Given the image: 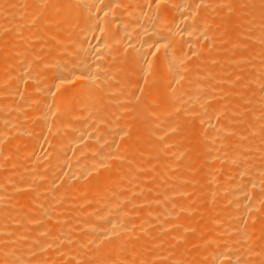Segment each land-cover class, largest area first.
Segmentation results:
<instances>
[{
	"label": "bare ground",
	"instance_id": "1",
	"mask_svg": "<svg viewBox=\"0 0 264 264\" xmlns=\"http://www.w3.org/2000/svg\"><path fill=\"white\" fill-rule=\"evenodd\" d=\"M11 1H0V10L11 7ZM25 1L21 10L29 9L20 15L28 12L33 29L27 23L31 30L23 31L27 28L17 15L21 22L12 26L20 35L0 39V48L14 49L11 62H0V140H10L0 144V264H48L50 248L54 252L58 247L60 260L73 258L79 264H263L264 132L258 134L264 129V3L251 0L255 6L243 12L250 29L263 32L261 37L255 31L254 38L248 35L252 40L258 36L251 46L236 43L232 36L219 43L223 37L218 34L229 32L221 24L229 16L232 21L240 8L235 4L232 15L227 16V9L226 20L219 16L223 23L213 24L214 9L227 0ZM248 1L240 0L247 10L253 6ZM220 8L219 14L224 11ZM12 14L16 17L15 10ZM49 39L55 45L50 50L45 43ZM233 57L236 71L256 59L240 81L229 68ZM226 61H232L230 66ZM231 76L239 82L231 83ZM252 82L255 91L244 98L250 104L241 106L243 89ZM180 112L191 125L199 121L193 130L200 136L192 149L197 155L193 146L183 149L195 144L184 143L191 129L175 117ZM172 113L176 119L170 120ZM136 117L147 122L137 125ZM168 130H177V137ZM247 137L250 143L243 142ZM42 139L49 140L46 151L39 144ZM13 143L18 145L14 154ZM171 146L181 149L173 150V160ZM186 150L195 162L188 158L191 164L183 163L185 171L178 175ZM163 155L172 157L158 166ZM200 158L210 162L201 166ZM154 165L158 169L153 173ZM147 169L152 192H162L166 200L156 195L147 199L152 194L146 195L149 188H144ZM138 171L144 182L140 177L138 182ZM201 174L204 181L222 183L201 196ZM18 187L23 192L14 196ZM30 193L39 196L33 203L32 197L27 201ZM217 197L219 207L213 205ZM226 202L233 203L227 210ZM193 212L198 215L192 217ZM48 218L53 220L48 223ZM157 223L160 229L175 224L169 233L146 238ZM44 228L48 238L31 242L40 233L42 240ZM196 228L193 244L205 246L202 252L185 241ZM32 245L39 255L29 254Z\"/></svg>",
	"mask_w": 264,
	"mask_h": 264
},
{
	"label": "rangeland",
	"instance_id": "2",
	"mask_svg": "<svg viewBox=\"0 0 264 264\" xmlns=\"http://www.w3.org/2000/svg\"><path fill=\"white\" fill-rule=\"evenodd\" d=\"M0 1H1L2 4H5L8 0H0ZM9 1H10V0H9ZM23 1H24V0H22V2H21L20 0H12V1H11V3H12L11 7L7 8V9H1V10H0V13L2 12V13L0 14V17H2V18H0V25L2 26V28H1V26H0V31H1V32H0V39H5V38L9 37L10 35L13 37V34H14V33H15L16 36H19V35H20V34H18V33H19V32L21 33V31L18 30V31H19V32H18V31L16 30V32H15L16 21H19L18 18H20V17L22 18V16H21L22 14L20 15V13H24L26 10H28V9H29V6H30V5H28V4L31 3V0H27L29 3L25 1V3L28 5V7H26V10H25V6L22 4V5L24 6V8H23L24 12H23V11L21 10V7H22V6H21V3H23ZM227 1H228V0H227ZM227 1H224V2L226 3ZM234 1H235V2H234ZM237 1H238V0H233V5H232V4L229 5V1L226 3V5H225V3H219V5H217L218 7H217L216 9H214V13H213V17H212V19H215V20H213L214 22L211 21V23L213 22V24H216V23H223V22H224V23L221 24V25H224V24L226 23L225 25L227 26V28H228V30H229V32H228L227 29H226L225 31H227V32L223 31V33H222V32L219 33L218 35H219V36H222L223 39H219V40H221V41H219V40L217 39V41H219V43L222 42V44H223L224 41H225L224 43H226V40H227L229 37L231 38V36H232V38H234V39L231 38V40H236V41H235L236 43H238L237 40H238L239 42H241V44L246 43V44L251 45V44H250L251 41H253V42L256 41V42L258 43V41H257V37H258V36L255 38L256 40H255V39H254V40L251 39V38L253 37L254 31H255L254 36H256V34L259 33V35H260L259 37L263 36V35H262L263 32H262V31L257 32L258 30H257V29H254V28L250 29V28H251L250 26H251L252 24H251V23H250V24L247 23V21H244L243 18H242L243 16H246L245 14H243V12L246 13L247 11L251 10V9L255 6V5H253L254 2H253V3H250V2H252V1H254V0H252V1H251V0L248 1V4H249V5H253V6H250V9H248V10H247V8H248L249 6L246 5V2H244V3L241 2V3H242V5H241L240 0L238 1V3H240V4H238ZM257 1H258V0H257ZM221 2H222V1H221ZM231 2H232V1H231ZM231 2H230V3H231ZM255 2H256V1H255ZM259 2L263 4V3H264V0H261V1L259 0ZM259 2H258V3H259ZM25 3H24V4H25ZM260 3H259V4H260ZM19 4H20V5H19ZM227 4H228V6H229L228 8H227ZM235 4H236L238 7H240L241 9H240V8H239V9H236V10H235L236 12L233 13V10H234L235 8H238ZM254 4H255V3H254ZM262 4H261V5H262ZM17 5H19V6H17ZM27 5H26V6H27ZM220 5L223 7L222 9L224 10L223 12L220 11L221 14H219V12H218L219 10H221V8H220L221 6H220ZM231 5H232V6H231ZM234 5H235V7H234ZM244 5H245V6H244ZM257 5H258V4H257ZM20 6H21V7H20ZM230 6H231V7H230ZM242 6H243V7H242ZM247 6H248V7H247ZM232 7H233V8H232ZM245 7H246V10L244 11ZM11 8H12V9H11ZM27 8H28V9H27ZM225 8H226V9H225ZM231 8H232V9H231ZM242 8H243V9H242ZM19 9H20L21 11H20ZM227 9H228V10H227ZM14 10L16 11V14H15L16 17H15V16H12V15H13L12 13H13ZM217 10H218V11H217ZM225 10H227L226 13H228V11H229V13H228L227 16L232 15L231 12L233 13V15L231 16L232 21L230 20V16H229V18L227 19V21H223V22L220 21V19L222 20V18H223L224 20H226L225 17L227 18V16L224 14V13H225ZM241 10H242V12H241ZM7 11H9V12H7ZM215 12H216V13H215ZM238 12H239V13H238ZM240 12H241V14H240ZM4 13H5L6 15H5ZM10 13H11V14H10ZM217 13H218V14H217ZM8 14H9V15H8ZM17 15H19L20 17L17 16ZM214 15H215V16H214ZM4 16H5V17H4ZM27 16H28V12H26L25 15L23 16L25 19L22 18V19H23L22 22L25 23L24 26H22V27H23L24 29L27 28V30H23V31H26V32L28 31V32H30V30L33 29V27H34V23H33V22H32V23H31V22H28V21L26 20V17H27ZM219 16L222 17V18H220ZM236 16H237V17H236ZM3 17L6 18V19H4ZM217 17H218V18H217ZM232 17H233V18H232ZM234 17H235V18H234ZM219 18H220V19H219ZM17 19H18V20H17ZM3 20H4V21H3ZM20 20H21V19H20ZM218 20H219V22H218ZM234 20H235V21H234ZM262 20H263V19H262ZM242 21H243V22H242ZM4 22H5V23H4ZM8 22H9V23H8ZM19 22H21V21H19ZM240 22H241V24H240ZM255 22H256V20H255ZM255 22H253L254 25L256 24ZM27 23H28V24H29V23L31 24V29H30V30H29V28H30L29 26H30V25H28ZM233 23H235V24H233ZM243 23H244V25H243ZM32 24H33V25H32ZM12 25H14L15 28H14ZM22 25H23V24H22ZM241 25H242V26H241ZM27 26H28V27H27ZM32 26H33V27H32ZM228 26H229V27H228ZM11 27H12V29H11ZM234 27H235V28H234ZM252 27H253V26H252ZM8 28H9V29H8ZM229 28L231 29V32H230V29H229ZM239 28H240L241 30H240ZM232 29H234V30H232ZM247 29H248V31H247ZM253 29H254V30H253ZM256 30H257V31H256ZM4 31H5V33H4ZM234 31H235V32H234ZM251 31H252L253 33H251ZM2 32H3V33H2ZM229 33H230V34H229ZM239 33H240V34H239ZM241 33H244L245 35H246V34H247V35L244 36V35H242ZM260 33H261V34H260ZM6 34H7V36L5 37ZM222 34H223V35L225 34V35L223 36ZM228 34H229V35H228ZM235 34H236V35H235ZM238 34L240 35V37L242 36V38H240ZM250 34H251V36H250ZM15 35H14V36H15ZM34 35H36V34H34ZM218 35H217V36H218ZM248 35H249L251 38H250ZM1 36H3V37L1 38ZM11 36H10V37H11ZM219 36H218V37H219ZM236 36H237L238 38H237ZM243 36H244L245 38H244ZM33 37H34V36H33ZM218 37H216V38H218ZM225 38H226V39H225ZM235 38H237V39H235ZM246 38H247V39H246ZM253 38H254V37H253ZM50 39H51V38H50ZM50 39H49V41L47 40L48 42H47V41L45 42V43H47V45H49V46H48V50H50L49 47L52 49V48L55 46V45L53 44L52 40H50ZM224 39H225V40H224ZM239 39L242 40V41H240ZM231 40L229 39L227 42H229V41H231ZM244 40H245V41H244ZM1 42H2V41H0V46L2 45ZM231 42L233 43L234 41H231ZM231 42L229 43L230 45H232ZM253 42H252V43H253ZM256 42H255V43H256ZM48 43H49V44H48ZM51 43H52V44H51ZM255 43H254L255 46H254V45H253V46H254V47H257V45H256L257 43H256V44H255ZM50 44H51V45H50ZM239 44H240V43H239ZM47 45H46V47H44V49L47 48ZM200 46L203 47V48H205V47H207V44L204 43V45H203V44L201 43ZM243 46H244V45H243ZM251 46H252V45H251ZM3 47H4V46H2V48H3ZM2 48H0V55H1V56H0V60H1L0 62H2V58H3L5 61H9V62H11V57H12V55H13V53H14V49H13V48H6V46H5V48H3V49H2ZM9 49H10V50H9ZM243 49H245V46H244ZM4 50H5L6 52H4ZM7 50H9L8 53H9V52L11 53V54L9 53L10 55L7 53ZM45 50H46V49H45ZM1 52H2L3 54H1ZM5 53H6V55H5ZM5 56H7V57H5ZM192 58H196V57L194 56V57H192ZM190 59H191V58H190ZM231 59H233L234 63H232V61H226V62H227L226 65L230 66V64H228V63H232V64H234L233 66L231 65V66L229 67V68L231 69V71L233 72V74H234V75H233V74H231V75H233V76H236V75H237L236 77H237V78L239 77V81H240V79H241V80L243 79V77L247 74V72H249V70H250V68H251V64H252V62H254V63L256 62V59H255V60L253 59L254 61L252 60L251 62H249V65H247L246 68L243 69L244 71H243V70H239V71L237 70V71H236V70H234V69H236L234 66H236V64H237V62H238L237 57H233V58H231ZM231 59H229V60H231ZM234 59H236V60H234ZM4 60H3V63H4ZM192 60H193V59H192ZM192 60H191V61H192ZM127 61H128V60H127ZM191 61H190V62H191ZM235 61H236V63H235ZM226 62H225V63H226ZM126 63H127V62H126ZM1 64H2V63H0V65H1ZM232 72H231V73H232ZM40 73H41V74H40ZM40 73L38 74V75H39V78H40V77H44V75H45L46 72L43 70V72H40ZM128 74H129V73H128ZM128 74H127V77L130 76V75H128ZM241 74H242V76H241ZM233 78H234V77H233ZM233 78H232V76H231V83H232V81H234L233 84L235 85V83H237L238 80H236V78H234V79H233ZM235 80H236V81H235ZM239 81H238V82H239ZM233 84H232V86H233ZM252 84H253V82H252L251 84H248V86H247V85L245 86L246 89H245V88L243 89V92H244V93H243V98L240 99L239 101L243 100V102H245V99H244V98L248 99V98H249V95L253 93L252 91L256 88V87H255L256 85L253 87L254 84H253V85H252ZM230 85H231V84H230ZM230 85H229V86H230ZM249 85H250V86H249ZM234 87H235V86H234ZM234 87H233V88H234ZM251 87L254 88L252 91H251V89H252ZM141 88H142V89H141ZM230 88H231V86H230ZM248 88H249V90H248ZM250 88H251V89H250ZM140 89L143 90V85L140 87ZM245 91H246V92H245ZM247 91H248V92H247ZM254 91H255V90H254ZM249 92H250V94H249ZM247 93H248V94H247ZM247 96H248V98H247ZM247 102H248V103H247ZM231 103H232V101H231ZM234 103H236V102H233V104H230V105H229L230 108L227 107L228 105H227V106L225 105L224 107L231 109V108H233L232 106H235V105H236V104H234ZM240 103H242V102H240ZM240 103H239V104H240ZM226 104H227V103H226ZM239 104L237 103V105H239ZM244 104H248V105H249V104H250V101L246 100L245 103H242V104H240V105H241V106H242V105L244 106ZM245 106H247V105H245ZM11 111H12V110H11ZM127 112H129V111L127 110ZM173 114H174V113L170 114V117H169L170 120L173 119V117H174ZM175 114H176L175 117H176L177 119H179V117H182V118H183L182 123L184 124V127H187L188 130L191 129V131L189 130L190 133L188 132L189 134L187 133V134L185 135V138L182 137V138L185 139V140H184V143H185V142H188V141H189V143H192V141H194V144H195V145H193V144L191 145V144H190V146H189V145L186 146L187 148H185V147L183 148L184 145H183V146H180V145H179V146L182 147L184 150H185V149H188V148L191 147V146H193V147L190 148L191 151H192V149H195L194 146L196 147V144L199 143V141H200V136H199L198 134H194V133H193V130H196V129L198 128L199 121H198L197 119H195V120H194V123L191 125V124H190V123H191L190 119H186V118H184L183 116H181V115H182L181 112L179 113V115H177L178 113H175ZM175 114H174V115H175ZM114 115H115V117H116V116L118 115V112H117V114L115 113ZM118 116H119V115H118ZM171 116H172V118H171ZM17 117H18V116H17ZM175 117H174V119H176ZM14 118H15V116H14ZM120 118H121V115L118 117V119H120ZM146 118H147V117H146ZM134 119H136L135 122H136V121L138 122L137 125H143L145 122H147V119H145V117H136V118H134ZM134 119H131V120H130V121H132L131 124H132L133 126L136 125V123L134 122ZM144 120H145V121H144ZM184 120H186V122H185ZM191 120H192V119H191ZM130 121H129V123H130ZM184 122H185V123H184ZM192 122H193V121H192ZM134 123H135V125H134ZM142 123H143V124H142ZM188 123H189V124H188ZM187 124H188V125H187ZM33 126L35 127V125H33ZM36 126H37V125H36ZM4 128H5V127H4ZM261 128H264V124H263V126H262ZM1 129L3 130V128H1ZM1 129H0V130H1ZM34 129L36 130L37 127H35ZM34 129H33V130H34ZM263 130H264V129H263ZM263 130H261L262 132H259L258 135H261V134L264 132ZM168 131H170V130H168ZM168 131H166L165 133H167ZM171 131H174V134H173ZM171 131L168 132V134L170 135V134L172 133V134H173L172 137H177V135H178V131H177V130H171ZM176 131H177V132H176ZM34 132H35V131H34ZM175 132L177 133V135L175 134ZM117 135H118V134H117ZM117 135H116V138H117ZM29 136H30V135H29ZM127 136H129V134H128ZM127 136H125V138H126ZM170 136H171V135H170ZM30 137H32V134H31ZM249 137H252V139H254V136H249ZM249 137H247V139H244L243 142H244L245 140H247L246 143H247V142L250 143L249 141H250L251 138L248 139ZM260 137H261V136H259V138H260ZM6 138H7L8 140L4 139V140H3L4 142H3V141L1 142V140H0V144L5 143L3 146L7 145V144H8V141H10V140H9V137H6ZM44 138H46V137H44ZM193 138H194L195 140H194ZM259 138L256 139V140H259ZM262 138H263V136H262ZM24 139H27V135H24ZM118 139L120 140L119 137H118ZM260 139H261V138H260ZM5 140H6V141H5ZM42 140H43V139H42ZM44 141H45V142L47 141V142L45 143ZM150 141H153V139H150ZM196 141H197V143H196ZM260 141H261V140H260ZM6 142H7V144H6ZM42 142H43V143H42ZM48 142H49L48 139H47V140L45 139V140H43V141H40V142H39L40 145L44 144L43 147L40 146V148L42 147V148L46 151V149H45L44 147L46 146V144H47ZM251 142H252V140H251ZM246 143H243V144L245 145ZM118 144H119V143H118ZM187 144H188V143H187ZM187 144H186V145H187ZM13 145H14L13 147H12V145H11V147L13 148V149H11V151L13 150L12 152H13V154H14V152H15V151H14V147H15V148H18V145H17L16 143H13ZM197 145H198V144H197ZM172 146H173V145H172ZM172 146H171V148H172L171 150L173 151V150H176V149H174L173 147H174V146H178V145L174 144V146H173V147H172ZM11 147H10V148H11ZM177 149H180V148H177ZM183 149H182V150H183ZM196 149H197V148H196ZM15 150L18 151V149H15ZM176 151H177V153H179V152L181 151V149H180V151H179V150H176ZM176 151H175V152H176ZM178 151H179V152H178ZM188 151H190V150L188 149ZM197 151H198V150H196V152H197ZM175 152L173 151V153L171 154L173 157H172L171 155H169V156H170V159H171V157H172L171 160L175 159V155H176ZM184 152H185V151H183V153H184ZM193 152H194V154H196V153H195V150H193L192 153H193ZM186 153H189V152H187V150H186V152L184 153V154L186 155V157H185V155H184V159H185V160H183V158H181V159H182L181 162H182V164H183V163L187 164L186 162H188L189 164H191L190 161H191V160L194 161V157H195V155L193 154L194 157H192V159H191V158L189 157V155H187ZM190 154H191V152H190ZM196 155H197V154H196ZM169 156H168V155H167V156L163 155V157L160 156L159 158H157L158 163L160 162V164H159L158 166H160L164 161H170V160H168V159H169ZM190 156H192V155H190ZM167 157H168V158H167ZM10 158H12V157H10ZM10 158H9V159H10ZM163 158H165V160H164ZM166 158H167V159H166ZM188 158H189V160H190V159H191V160L188 161ZM195 158H196V157H195ZM186 159H187V160H186ZM200 160H201V162H202V163H201V166L203 165V163L206 164V163H209V162H210V160L208 161L207 158H204V159H203V158H200ZM157 161H156V163H155L156 165L158 164ZM194 162H195V161H194ZM182 164H181V165H182ZM192 164H193V162H192ZM156 165H154V166L156 167L155 169H154V168H151V170H152L153 173L155 172V170L158 169V166H156ZM183 166H184V169H185V165L183 164V165L181 166V169H180V170L183 169V168H182ZM179 168H180V166H179ZM147 170H148V171L145 170L146 172H143V171L141 170V172L145 173V175L141 174V172H139V171L137 172L136 175H139L138 173H140V175L138 176V178H139V177L141 178V175L146 176V178L143 177V178H141V180L143 179V182H144V178H145V181H146L147 184H146V187H144V188H147V189L149 188V190H151V192H150L149 190L145 189V190H147L148 192H147V193L144 192V194L146 193V195L152 193V194L150 195L151 197L147 198V196H146L147 199H150V198L154 197L156 194H158L159 192L156 193L155 195H154V192H155V191L153 190V192H152V189H153V188H152V185H151L152 180H151V179H148V181L146 180L147 177H150V176H151V175L148 176L149 174L147 173V172H150V173H151V170H150V169H147ZM176 170H177V168H176ZM176 170L173 169L172 171L176 172ZM177 171H178V170H177ZM183 171H185V170L179 171V173L177 172L178 175H179L180 173H183ZM146 173H147V175H146ZM151 174H152V173H151ZM174 174H175V173H174ZM224 175H226V174H223V176L221 175V176L223 177V179L225 178ZM221 176H219V177H221ZM135 177H137V176H135ZM62 178H63V176L60 177V180H59L60 182H59V184H61ZM140 178L138 179V182H139V183L142 182V181H140ZM204 178H205L204 175L201 174L200 179H201L202 181H204ZM63 179H64V178H63ZM220 179H221V178H220ZM223 179H222V180H223ZM217 180H219V178H217ZM232 180H234V177L232 178ZM136 181H137V180H136ZM149 181H150V182H149ZM213 182H215V183H213ZM220 182H221V181H218L219 185L222 183V182H221V183H220ZM64 183H65V182H64ZM64 183L62 182L63 185H64ZM208 183H209V184H208ZM218 183H217V181H212V183H211V181H204V182H203V185L200 186V188L202 187L201 189H203V192H204V193L201 192L202 195H201V194H200V195H201V196H204V194L207 192V190H209V189H213V188L215 187V185H214V187H213V184H217L216 187H219V186H218ZM18 184H19V183H18ZM67 185H69V184H67ZM175 185H176V184H175ZM147 186H148V187H147ZM203 186H204V187H203ZM211 186H212V187H211ZM150 187H151L152 189H151ZM19 188H21V187H18V189L14 191V193H16V194H18V195H14V196H19V195H20V192H21V193L23 192V188H22V190L19 189ZM144 188H143V190H144ZM200 188H199V189H200ZM201 189H200V190H201ZM20 190H21V191H20ZM16 191H17V192H16ZM19 191H20V192H19ZM14 193H13V194H14ZM196 193H197V192H195V194H196ZM161 194H162V196H161ZM27 195H28V194H27ZM30 195H32V194H31V193L29 194V197H30V198H29V197H28V198L26 197V198L29 199V200H27V201L30 202V201H31V197H32V203L35 202L36 199L39 198V196H38L37 193H34L33 196H30ZM34 196H35V198L33 199ZM63 197L65 198L66 201L68 200V197H65V196H63ZM63 197H62V198H63ZM156 197H159V198H160V197H163V193L160 192V194H159L158 196L156 195ZM199 197H200V196H199ZM219 197H220V196H219ZM219 197H217L216 200H213V202H214L213 205H215L216 207H219V206H220V204H219V202H218ZM62 198H61L60 200H62ZM163 198H164V197H163ZM197 198H198V196H197ZM164 199H165V198H164ZM179 199H180V198H178V200H179ZM63 200H64V199H63ZM63 200L60 202V204L65 203V200H64V201H63ZM165 200H166V199H165ZM175 200H176V201H175ZM198 200H199V198H198ZM206 200H208V201H210V202L212 201V200H209V199H206ZM206 200H204V203L206 202ZM215 201H217V202H215ZM174 202L177 203V202H179V201H177V199H174ZM195 202L197 203V202H199V201L196 200ZM213 202H212V203H213ZM230 202H232V201H230ZM168 203H171V201H168ZM172 203H173V202H172ZM215 203H217V205H216ZM227 203H228V202H226V203L224 204V205L227 206V207H224V205L221 204V206L223 205V208L226 209V210L229 209V208L232 206V204H233V203H232V204H230V203L227 204ZM144 204H145V203H144ZM208 204H209V202H208ZM208 204H205V205L208 206ZM63 205H65V204H63ZM134 205L137 206V208L139 207V204H134ZM134 205H133V209H134ZM147 205H148V203L145 204L144 208H145ZM213 205L210 204L209 206H213ZM218 205H219V206H218ZM140 206H143V205L141 204ZM17 207H18V206H17ZM17 207H14V208H13V211H16L15 209H16ZM137 208H135V210L141 211V210H140L141 207L138 208V209H137ZM144 208H142V209H144ZM0 211H1L0 213H3V212H4L2 209H0ZM17 211H19V207H18ZM17 211H16V212H17ZM16 212H14V213H16ZM195 212L197 213L198 211L195 210ZM195 212H193V213L191 214L192 217H193V216L196 217V216L198 215V214H196ZM10 213H13L12 210L10 211ZM62 213L64 214L65 212H62ZM67 213H68V215L70 214L69 216L72 215V212H67ZM63 214H61V216H62ZM195 214H196V215H195ZM65 215H67V214H65ZM58 216H60V215H57V217H58ZM48 219H50V220H47V222L53 220V219H51V218H48ZM239 219H240V218H239ZM246 220H247V219H246ZM244 221H245V220H244ZM257 221L259 222V221H260V218L254 220L253 223L255 222V223L258 224ZM53 222H54V221H52L51 223H53ZM48 223H50V222H48ZM170 223H171V222H170ZM170 223H168V224H170ZM174 224H175V223L172 224L173 226L170 224V227H169V225H168V226L166 225V227H169V228L171 229V230H169V228H168V229H167V228L164 229L165 226H163L164 228L162 227L163 229H160V228H161V225L157 223L156 226H155V228L153 227L152 230L150 231V232H153V231H154V233H150V232H149L146 238H149L150 235H152V236L155 238V237H157L156 234L159 235V234H163V233H169V232L173 231L172 228H174ZM17 225H18V224H17ZM49 225H50V224H49ZM158 225H159V226H158ZM15 226H16V224H15ZM50 227H51V231H52V224L50 225ZM50 227H49L48 229H46L47 227L43 229V232H42L43 234H42V236L45 235V238H46V237L48 238V236H49V234H48L47 231L50 230ZM158 227H160V228H158ZM157 228H158V229H157ZM45 229H46L47 231H46ZM155 229H157L158 232H157ZM198 229H199V228H196L195 230H194V229H193V230L190 229V230H191V233H192V234L194 233V234H193L192 236H188L190 239H188V238L185 239V241H186L188 244H190L191 246H194V245H195V244H193V242H194V240H195V233H197L196 230H198ZM44 230H45V232H46L45 234H44ZM51 231H49V232L51 233ZM82 231H83V233L86 232V231H84V230H82ZM82 231H80V232H82ZM193 231H194V232H193ZM195 231H196V232H195ZM160 232H161V233H160ZM186 232H187V231H185L184 234H188V233H190L189 231H188V233H186ZM39 235H40V237H38ZM39 235L34 236V237L31 236L32 239H35L36 241H35V240L32 241V239H31L30 241L33 242V243L35 242L34 244H37L38 242H42L43 239H44V236H43V238H42V240H41V233H40ZM190 235H191V234H190ZM171 236H172V235H171ZM31 237H30V238H31ZM37 237H38L39 239H38ZM183 237L185 238L186 235H184ZM37 240H38V242H37ZM39 240H41V241H39ZM109 240H110V239H107V242H108ZM112 240H113V239H112ZM135 240H137V239H135ZM191 240H192V241H191ZM28 241H29V239H28ZM109 242H111V241H109ZM109 242H108V243H109ZM112 242H113V241H112ZM189 242H190V243H189ZM29 243H30V242H29ZM100 244H101V245H105V244H106V241H104V243L101 242ZM109 244H110V243H109ZM200 245H201V244H200ZM200 245L198 244V245H196V246H194V247H191V249H192V248H193V249H197V250H195L196 252H197V251H198V252H199V251L202 252V251H203V248H205V246H200ZM162 246H163V245H162ZM199 246H200V247H199ZM158 247H159V248H163V247H161V245H159ZM197 247H198V248H197ZM202 247H203V248H202ZM48 248H50V247H48ZM58 248H59V249H58ZM58 248H53V249H54V252H53V250L50 248V250H49V252H48V253L50 254V255H49V256H50V257H49L50 261H49L48 264H53V263H54V264H55V263H56V264H76V263L79 264V260H78V261H75V262H72V260L74 261L73 258H72V259H68V261H69V260L71 261V262L69 261L70 263H69L67 260H63V261L60 260V259H59L60 256H58V255H60L61 248H60V247H58ZM199 249H200V250H199ZM29 250L32 251V252L29 251V254L32 253L33 256L36 255V254L39 255L38 252L34 251V247H33V245L29 248ZM47 250H48V249H47ZM51 250H52V251H51ZM58 250H59V252H57ZM33 251H34V252H33ZM35 252H36V253H35ZM53 253H54V255H53ZM57 253H58V254H57ZM37 255H36V256H37ZM47 255H48V254H47ZM30 256H31V255H30ZM54 257H55V258H54ZM57 257H58V258H57ZM53 258H54V259H53ZM52 261H54V262H52ZM55 261H56V262H55ZM58 261H59V262H58ZM80 261H81V260H80ZM84 261H85V260H83V263H84ZM86 261H87V260H86ZM86 261H85V262H86ZM60 262H61V263H60ZM65 262H66V263H65ZM67 262H68V263H67ZM83 263H82V261H81V264H83ZM86 263H87V262H86ZM86 263H85V264H86ZM40 264H42V263H40ZM43 264H44V263H43ZM263 264H264V261H263Z\"/></svg>",
	"mask_w": 264,
	"mask_h": 264
}]
</instances>
